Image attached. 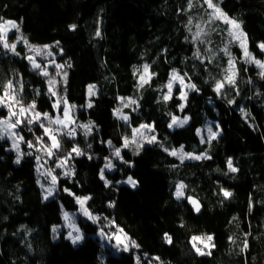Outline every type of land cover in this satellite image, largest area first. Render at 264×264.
Wrapping results in <instances>:
<instances>
[{"label":"trees","instance_id":"obj_1","mask_svg":"<svg viewBox=\"0 0 264 264\" xmlns=\"http://www.w3.org/2000/svg\"><path fill=\"white\" fill-rule=\"evenodd\" d=\"M215 2L241 24L249 51L262 60L258 45L264 42V0ZM209 13L204 0H0V22L14 20L29 45H48L52 53L47 59L37 56L48 66L45 77L26 59V45H17L20 55L0 46V93L11 81L25 106L35 101L36 111L53 119L54 102L66 97L74 122L61 131L75 130L74 138L58 136L61 148L49 157L36 150L37 137L44 136L39 124L17 128L36 144L30 148L20 141V164L10 141L0 139V264H135L137 257L139 264H264V77L246 62L226 31L228 25L208 22ZM197 24L207 33L200 37L204 43L193 41ZM225 47L235 59V86L226 85L217 94L215 84L229 67ZM53 61L64 65L61 75L68 74L58 97L48 92V80L60 76ZM145 64L154 75L141 87ZM173 70L196 85V90H188L185 103L178 89L170 100L163 99ZM89 85H95L91 97ZM129 99L136 104L125 108ZM117 109L128 122L114 114ZM7 115L8 110L0 108V118ZM173 116L187 117L188 123L169 128ZM89 122L91 134L85 135L80 125ZM142 124L154 127L156 142L143 144L137 155V149L123 144ZM206 125L219 133L215 139L197 135ZM44 140L50 143L46 136ZM181 146L185 153L211 159L181 163L169 155ZM73 147L85 154L76 156ZM117 148L129 163L113 155ZM69 154L64 167H55ZM108 159L114 169H105L111 181L105 186L100 169ZM229 159L236 172L228 169ZM49 169L58 182L45 200L38 180ZM66 171L72 174L64 175ZM129 176L137 187L123 183ZM43 182L51 183V177ZM180 183L185 196L177 199ZM225 190L232 195L226 198ZM76 196L91 197L86 207L100 217L96 223L79 214ZM189 196L199 202V212ZM65 212L77 213L68 221L83 236L76 244L68 238ZM117 228L128 239V251L108 239ZM165 233L172 237L171 244L165 242ZM209 235L215 247L203 250L211 254H197L192 238ZM132 241L138 247H132Z\"/></svg>","mask_w":264,"mask_h":264},{"label":"snow or ice","instance_id":"obj_2","mask_svg":"<svg viewBox=\"0 0 264 264\" xmlns=\"http://www.w3.org/2000/svg\"><path fill=\"white\" fill-rule=\"evenodd\" d=\"M204 4L207 5V9L211 10V12L209 13L210 19L208 22L211 23L212 20H220L226 25H228V28L226 29V31L228 35L232 37L233 41L238 42L239 47L242 49L243 57L246 59V62L254 63L259 69H261L260 74L262 77H264V61H261L260 59H256L252 55V53L249 51L248 46H247V36L241 29V24L237 22L235 19L229 17L228 14L225 13L218 6L215 0H204ZM191 6H192L191 2H189V8H191ZM75 27H76L75 25H70V28L72 30H75ZM196 28H197V31L194 33L193 41L194 42L199 41L200 43H204L203 40H200V37L202 35H207V33L204 31L203 28L200 27L199 24L196 25ZM12 29H14L16 32L20 31L18 24L14 21H5L3 24H0V45H2L4 49L11 51L14 55H20V53L16 51L17 43L19 41H17V43H9L8 32L11 31ZM99 35L100 33L97 32V36ZM21 39H23V37H21ZM23 43L26 46H28L30 52H35L36 56H42L44 54H46L47 56L52 55L50 51H47V49L49 48L48 45L43 46V48L34 47L32 45H29L26 39H23ZM57 43L59 42L57 41ZM258 47L260 48L262 52H264V42L260 43ZM222 51L225 53V55L229 57V60H228L229 67L226 69L227 75L225 76V78L223 80H218L215 84L214 91L217 94H220L222 89H224L226 85L235 86V78L237 74L235 59L232 56V53L229 51L227 47L222 49ZM195 55L197 56L198 59L200 58V49H197ZM26 59L29 61V63L31 64L34 70H39L40 75L45 76V77L49 76V72L47 70L48 66L42 65L41 63L37 62L35 56L29 55L26 57ZM53 64L55 68L57 69L56 75L58 76L61 75L60 70L64 67V65L55 64L54 61H53ZM152 75L154 74L150 73L149 65L145 64L143 66V73L140 75V86L143 87L144 84L148 83L151 80ZM62 79L64 83L66 84L67 83V73L66 72L63 73ZM177 82L181 86L179 89V92H180L179 99L181 100L187 99V92L183 90L184 88H187L190 90H196L195 84H192V83L185 84L184 76L180 75L176 70H173V72L171 73L169 82L166 85L168 92L163 97L165 101H168L172 98L173 85L174 83H177ZM56 83L57 81L54 79H50L48 81V84H49L48 92L53 97L58 95L57 92L54 90ZM21 91H23L22 88H21ZM37 94H39V92ZM88 94L89 96L95 95V85L88 86ZM123 100L124 98H121L122 103H123ZM61 103L64 105L63 109L60 108ZM134 104H136V101L129 99L128 102L124 103L123 106L126 108V107H129V105H134ZM16 106H19L18 111L13 110L14 107ZM53 107L57 111L62 112L63 118L58 116L57 118L53 119L49 116L48 113H41L39 111H36L35 101L25 106L22 103L21 99L18 98L16 94L15 86L13 85L11 81H9L6 85L3 86V91L2 93H0V108H6L8 110V115L6 117L0 118V139H4L6 136L10 139L18 138L19 141L27 143L28 147L36 148V144H33V142L31 141H26L25 138L21 136L18 131H15L17 128H21L22 130L21 126H26V125H31V124L36 123V124H39V127L43 129L44 136H46L48 138V141H50V143L46 142L44 140V136L37 137L36 143L39 144L40 147L36 148V150L37 151L43 150L49 157L54 156L55 152L60 150L61 148V142L58 136L67 135L69 137L74 138L75 130L73 129L67 132L61 131V128H68V123H66V121L74 122L72 121V118L70 116V109L72 106L68 104L67 98L62 97L61 99L56 100L53 104ZM88 107L91 108L92 104L89 103ZM179 107L181 110H183L184 104H180ZM241 111L243 112L244 110L241 109ZM114 114L117 115L118 118L124 120L125 122H128L129 120V117L126 115H123L120 109H117ZM20 117H22V119ZM44 120L48 121V125L56 124V125H59L60 127L56 129H52L51 127L46 126L43 123ZM187 123H188L187 117H185L183 120H180L178 117L173 116L171 123H169L168 127L169 128H172L173 126L183 127ZM80 127H83L86 130L85 135L91 134V127H92L91 122H89V124L80 125ZM217 127H219V125H217ZM142 129L146 131H142ZM154 130H155L154 127L150 124L140 125L139 128L133 129V137L131 141L127 137L124 138L123 147L127 148L130 143L136 144V147H137L136 154L138 155L139 154L138 150L143 147V143L139 142L136 139V137L137 136L141 137L143 141L148 144L154 143L156 142V136L155 135L149 136L146 134V132H154ZM29 131H31V129H29ZM207 131H208L209 136L212 139H215L219 135L218 132H213L211 127H209ZM197 135H200V130H197ZM202 142H203V138H202ZM111 143H112L111 141H108L109 146H111ZM12 147L17 152V158L15 160V163L20 164L21 153L19 150V143L16 142V139H13ZM88 147H91V145L89 144ZM165 151H168V149H165ZM72 152L75 153L76 156H81L85 154L84 151L80 149L79 147H73ZM28 155H32V153H28ZM113 155L119 158L122 162L129 163L128 161L124 160L123 156L121 155V149L119 148L115 149ZM169 155L178 157L181 163H183L185 159H196V160L211 159V157L206 154L193 156L192 154L184 153L183 146H181L178 150L174 149L170 151ZM70 158H71V154H69V156L65 158V160H61L59 163H57L55 167L57 168L64 167L67 163V160ZM88 158L91 159L92 157L89 156ZM227 166L231 172L237 171V169L233 166L231 159L227 161ZM105 169H107V171L109 172L114 169V165L111 159H108V162L104 165V168L100 169V179L104 181L105 186H108L111 183V181L105 178ZM39 170L40 169H37V171ZM71 174H72L71 171H66L64 173V175H71ZM41 175L51 177V184L53 186L56 185L58 182V177L52 174L51 169L47 170L46 172H42ZM123 183H126L130 185L132 188H135L137 187L138 182L134 180L133 177L129 176L127 180L123 181ZM41 187H43V185H41ZM184 188H185V185L183 183H180L177 185V189L175 193L177 199L184 198L185 196V193L183 191ZM53 191H54L53 187L46 188L45 189L46 195L44 196V199L47 200L50 196H52ZM69 195H75V194L69 192ZM223 195L227 198V197H230L232 194L231 192L225 190L223 192ZM90 199H91L90 196H86V197L76 196V203L80 206V210L82 214L85 217H87L89 220H91L93 223H96L100 219V217L95 216L92 213H90L88 210V207H86L87 201ZM187 199L189 203L193 205L194 210L196 212H199L200 211L199 202L190 196L187 197ZM114 206H115L114 203L109 204V207H114ZM64 219L65 221L70 220L69 214L67 212L64 213ZM70 226L72 227L73 232L77 234L73 236V233L69 232L68 238L71 239L73 244H76L77 242L83 239V236L80 234V229L76 228L74 224H70ZM113 226L115 227V225ZM53 231L55 232L56 229L54 228ZM100 234L102 236L105 235L103 231ZM121 234H123V229L117 228V232L114 233L112 236L108 237V239L110 240L114 239L117 242L118 246H123V250L128 251L129 250L128 245L124 244V240L127 239V237L126 235L122 236ZM164 239H165V242L168 244H171L173 242L172 237L168 235L167 233H165ZM192 240H193V248L196 250L197 254L199 255H210L211 254L210 251L205 252L203 249L215 247V245L212 244L213 237L211 235L206 236V237L194 236ZM199 244H203V248L198 247ZM131 246L138 247L135 241L131 242ZM245 247H247V244H245ZM153 259L159 260V257H154ZM137 264H139V257H137Z\"/></svg>","mask_w":264,"mask_h":264},{"label":"rangeland","instance_id":"obj_3","mask_svg":"<svg viewBox=\"0 0 264 264\" xmlns=\"http://www.w3.org/2000/svg\"><path fill=\"white\" fill-rule=\"evenodd\" d=\"M208 10H210V9H208ZM210 12H211V10H210ZM5 21H11V20H5ZM5 21H2V22H0V24H3ZM14 21V20H13ZM220 21V20H219ZM15 22V21H14ZM14 33V35L12 36V37H10L11 36V34H13ZM8 36H9V43H17V41H19L18 43H17V45H19V44H23V45H25L24 43H23V39H21V37H22V35H21V33L20 32H16L14 29H12L11 31H9L8 32ZM231 39H232V37H231ZM233 41V40H232ZM236 42V41H235ZM237 44H238V42H237ZM2 48H3V46L2 45H0ZM34 47H38V48H43V46H39V45H36V46H34ZM238 47H239V44H238ZM239 49H240V51H241V53H242V49L239 47ZM5 50H7V49H5ZM26 51H28L29 52V54H28V56L29 55H31V56H35L36 57V60H37V62H39L38 61V57L36 56V54H35V52H30L29 51V48H28V46H26ZM47 51H50V50H48L47 49ZM11 54H13L11 51H9ZM40 58H45V59H47V58H49V56H47L46 54H44V55H42V56H39ZM257 59V58H256ZM51 60H54L53 58L51 59ZM261 60V59H260ZM261 61H264V58L261 60ZM40 63V62H39ZM55 63V62H54ZM254 64V63H253ZM254 66H256L255 64H254ZM261 70V69H260ZM66 73H67V71H65ZM64 72V73H65ZM142 73H143V71H142ZM141 73V74H142ZM140 74V75H141ZM62 76H63V74L62 75H60L59 76V78L58 79H54V78H50V79H54V80H56L57 81V83H56V85H55V88H54V90L57 92V94L59 93L58 91V89L59 88H61V90L62 91H64L65 90V86L67 85V83L65 84L64 83V81H63V79H61L60 80V78H62ZM67 77H68V74H67ZM170 77H171V75H170ZM169 77V78H170ZM49 79V80H50ZM139 79H140V76H139ZM48 80V81H49ZM60 82V83H59ZM63 84V85H62ZM185 84H187L186 82H185ZM60 85H62L63 87H60ZM180 84L177 82V83H174V85H173V91L174 90H176V89H180ZM185 92H187L188 93V90L189 89H187V88H184L183 89ZM87 92H88V89H87ZM173 93V92H172ZM60 94H58L57 95V97L59 96ZM18 96V98L19 99H21V95H17ZM88 97H91V96H89V94H88ZM58 99H61V98H59L58 97ZM183 101V103H185V100H182ZM70 106H72L71 104H69ZM17 108H16V111L18 110V106H16ZM60 107H62L61 109H63L64 108V105L61 103V105H60ZM55 111H56V115H55V117H54V119L55 118H57L58 116H60L61 118H63V115H62V112H60V115H59V111H57L56 109H55ZM72 112H73V106L71 107V109H70V116H71V118H72V121H74V115H72ZM181 120H183V119H181ZM66 123H68V124H72L73 122H69V121H66ZM75 126H78L79 125V123L77 122V121H75V124H74ZM186 125V124H185ZM46 126H49V127H51L52 129H56V128H58V127H56L55 126V124H52V125H48V122H47V125ZM175 126H173L172 128H174ZM210 126L209 125H206V126H204V128L202 129V130H200V135L202 136V137H205L206 139H209V138H211L210 136H209V134H208V131H207V129L209 128ZM69 130V129H68ZM16 131V130H15ZM142 131H146V130H143L142 129ZM213 131V130H212ZM214 132V131H213ZM146 134L147 135H149V136H151V135H153L151 132H146ZM132 137H133V133H132V136L129 138V140L131 141L132 140ZM4 139H8L9 141H10V143H11V148L13 149V147H12V145H13V139H16V142L17 143H20V141L18 140V138H13V139H10V138H8L7 136L4 138ZM136 139L139 141V142H141V143H143V144H148V143H146V142H144L143 141V139L141 138V137H139V136H137L136 137ZM129 146H131V147H134L135 149H137V147H136V144H134V143H130L129 144ZM14 150V149H13ZM185 153V152H184ZM47 178H48V176H45V175H41V180H38V182H39V185H40V187H41V185H43V187H41V188H43L44 190L46 189V188H49V187H53L54 188V186L50 183V182H47V183H45V182H43L44 180H47ZM43 180V181H42ZM130 186V185H129ZM82 214V212H81V210H80V208H79V214ZM69 214V217L70 218H76V216H77V213H73V212H70V213H68ZM83 215V214H82ZM84 216V215H83ZM85 217V216H84ZM66 225H67V227H69L70 228V232H72L73 233V229H72V227L70 226V224L68 223V221H67V223H66ZM75 225V224H74ZM75 227L76 228H78L76 225H75ZM117 232V230L116 231H113V234L114 233H116ZM74 234V236L77 234V233H73ZM122 236L123 235H125L124 233L123 234H121ZM115 243L117 244V242L115 241ZM124 244H127L128 245V239H125L124 240ZM135 264H137V258H135Z\"/></svg>","mask_w":264,"mask_h":264},{"label":"built area","instance_id":"obj_4","mask_svg":"<svg viewBox=\"0 0 264 264\" xmlns=\"http://www.w3.org/2000/svg\"><path fill=\"white\" fill-rule=\"evenodd\" d=\"M73 129H74V128L72 127V128L69 129V131H71V130H73ZM73 235H74V234H73Z\"/></svg>","mask_w":264,"mask_h":264},{"label":"water","instance_id":"obj_5","mask_svg":"<svg viewBox=\"0 0 264 264\" xmlns=\"http://www.w3.org/2000/svg\"><path fill=\"white\" fill-rule=\"evenodd\" d=\"M190 205L192 206V208H193V205L190 203Z\"/></svg>","mask_w":264,"mask_h":264}]
</instances>
